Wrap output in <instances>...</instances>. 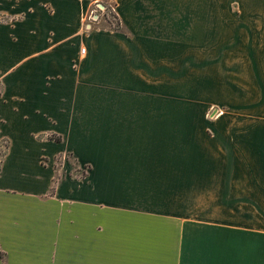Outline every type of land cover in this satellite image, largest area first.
Returning <instances> with one entry per match:
<instances>
[{
    "label": "crops",
    "instance_id": "0c3cea01",
    "mask_svg": "<svg viewBox=\"0 0 264 264\" xmlns=\"http://www.w3.org/2000/svg\"><path fill=\"white\" fill-rule=\"evenodd\" d=\"M101 2L118 29L90 0H0V264H264L255 77L208 58L261 24L222 0ZM176 84L234 110L193 124Z\"/></svg>",
    "mask_w": 264,
    "mask_h": 264
},
{
    "label": "rangeland",
    "instance_id": "374dc122",
    "mask_svg": "<svg viewBox=\"0 0 264 264\" xmlns=\"http://www.w3.org/2000/svg\"><path fill=\"white\" fill-rule=\"evenodd\" d=\"M197 1L198 0H192V3H197ZM214 2L215 0H208V4ZM222 3L224 5L223 7L228 6L229 9H232L231 11H224L222 19L228 21L232 19H238L240 21L253 20L255 24L261 25L240 28H224L222 50L217 51L215 54L208 51L209 61L214 62L215 60H224V65H226L233 75H236V71L239 70V73L250 77L253 70V78L255 77V82L254 89L250 92V99L253 100V104H250V108L254 111L253 114L255 116L264 117V0H222ZM108 20L113 25L117 23V19L114 17L113 13L108 14ZM235 37L237 39H235ZM244 57H246L245 60L242 59ZM187 95L188 93L184 92L182 85L176 84V100H190L191 106L188 115L191 116V122H193V124L197 121L196 119L199 116H203L207 120H212L213 118L210 117V114L214 109L220 110L218 116L230 114L234 110L228 105L217 104H209L207 107L202 108V105H200L198 101V92L197 90H193V87L191 96L188 97ZM237 111L238 113L243 112L242 109L240 111L237 109ZM5 146V141H2L0 147V160ZM66 158L73 167L72 172L76 174L74 169L75 164L72 157L67 155ZM58 162L59 158H57L55 165L56 177L60 176V166ZM79 175L82 174L79 173ZM258 216H260V218L262 217V215ZM260 220L261 221L259 222L262 224L263 220ZM257 222L258 221H256V223ZM257 243L258 241L256 240V244ZM261 254L262 253L259 255ZM257 257L258 252L256 251V260H258Z\"/></svg>",
    "mask_w": 264,
    "mask_h": 264
},
{
    "label": "built area",
    "instance_id": "2783aa9c",
    "mask_svg": "<svg viewBox=\"0 0 264 264\" xmlns=\"http://www.w3.org/2000/svg\"><path fill=\"white\" fill-rule=\"evenodd\" d=\"M90 1H92L93 5H94V9L92 11H90V13L87 16V20L89 22L97 21L98 12L104 11L107 14V16H108V14L113 13L111 6L106 5L105 3L101 2V0H90ZM113 15H114V13H113ZM82 51H83V49H82ZM219 114H220V110L214 109L212 111V113L210 114V117L214 118V117L218 116Z\"/></svg>",
    "mask_w": 264,
    "mask_h": 264
},
{
    "label": "trees",
    "instance_id": "16d2710c",
    "mask_svg": "<svg viewBox=\"0 0 264 264\" xmlns=\"http://www.w3.org/2000/svg\"><path fill=\"white\" fill-rule=\"evenodd\" d=\"M112 26L114 29H118L120 27L119 21L117 20V23L115 25L112 24Z\"/></svg>",
    "mask_w": 264,
    "mask_h": 264
}]
</instances>
